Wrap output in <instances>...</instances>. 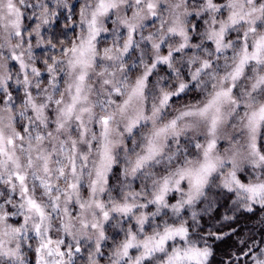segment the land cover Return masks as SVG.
<instances>
[{
	"label": "clouds",
	"instance_id": "9594fccd",
	"mask_svg": "<svg viewBox=\"0 0 264 264\" xmlns=\"http://www.w3.org/2000/svg\"><path fill=\"white\" fill-rule=\"evenodd\" d=\"M0 264H264V0H0Z\"/></svg>",
	"mask_w": 264,
	"mask_h": 264
}]
</instances>
